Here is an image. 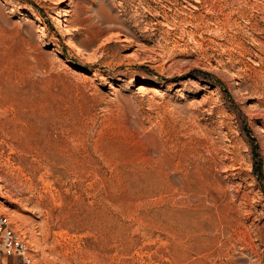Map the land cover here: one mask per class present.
<instances>
[{
    "label": "rangeland",
    "instance_id": "obj_1",
    "mask_svg": "<svg viewBox=\"0 0 264 264\" xmlns=\"http://www.w3.org/2000/svg\"><path fill=\"white\" fill-rule=\"evenodd\" d=\"M0 213L34 264H264V0H0Z\"/></svg>",
    "mask_w": 264,
    "mask_h": 264
},
{
    "label": "built area",
    "instance_id": "obj_2",
    "mask_svg": "<svg viewBox=\"0 0 264 264\" xmlns=\"http://www.w3.org/2000/svg\"><path fill=\"white\" fill-rule=\"evenodd\" d=\"M0 264H34L10 218L3 213H0Z\"/></svg>",
    "mask_w": 264,
    "mask_h": 264
},
{
    "label": "bare ground",
    "instance_id": "obj_3",
    "mask_svg": "<svg viewBox=\"0 0 264 264\" xmlns=\"http://www.w3.org/2000/svg\"><path fill=\"white\" fill-rule=\"evenodd\" d=\"M71 43V42H70ZM70 45V44H69ZM72 46V45H71ZM75 49V48H74ZM140 89V88H139ZM142 89V88H141Z\"/></svg>",
    "mask_w": 264,
    "mask_h": 264
}]
</instances>
